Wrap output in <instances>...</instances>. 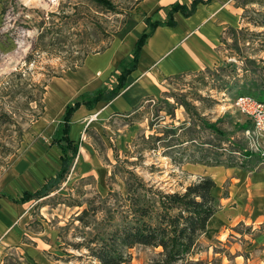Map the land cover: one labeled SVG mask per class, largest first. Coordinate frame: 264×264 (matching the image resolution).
<instances>
[{"label":"rangeland","instance_id":"1","mask_svg":"<svg viewBox=\"0 0 264 264\" xmlns=\"http://www.w3.org/2000/svg\"><path fill=\"white\" fill-rule=\"evenodd\" d=\"M140 1L110 0V7H102L93 0H0V192L17 197L56 172L60 153L51 141L66 100L55 99L61 95V90L56 91L48 112L50 89L56 79L74 71L84 56L108 46L112 39L124 46L119 31L126 22L143 20L135 11ZM240 1L224 2L238 9L230 11L234 25L222 33L215 65L167 78L158 95L147 97L128 115H102L98 108L82 120L83 129L75 141L92 147L99 158L91 171L82 174L73 162L67 176L48 194L22 206L0 197V204L16 213L10 227H21L23 241L18 246L0 243L1 260L5 258L7 264H98L87 255L84 241L120 222L125 177L131 172L153 190L183 192L200 176H209L184 162L188 154L204 160L218 154L222 162L229 156L238 163L251 160L253 165L246 169L261 164L264 152L251 147L245 134L251 124L233 107V99L250 93L264 100V27L248 22L264 16V6L248 3L243 7ZM116 75L112 69L106 82L111 87ZM95 112L98 115L89 120ZM188 134L192 141L186 144ZM245 150L253 153L246 159ZM180 153L182 159L175 157ZM215 205L218 210V199ZM83 209L88 210L83 219L86 225L76 219ZM261 233L264 224L258 222L226 224L218 236L214 231L202 234L195 254L175 264H264ZM34 250L41 253L37 258ZM160 250L134 245L127 249L128 264H156Z\"/></svg>","mask_w":264,"mask_h":264},{"label":"crops","instance_id":"2","mask_svg":"<svg viewBox=\"0 0 264 264\" xmlns=\"http://www.w3.org/2000/svg\"><path fill=\"white\" fill-rule=\"evenodd\" d=\"M191 1L141 0L136 5L135 11L143 16V20L140 19L134 24L126 22L119 31L118 39L125 38L124 46L116 41L117 38L114 41L112 39L104 50L87 55L74 71L68 72L66 77L58 78L54 82L50 89V96L46 98L48 112L52 110L53 98L57 96L55 92L61 90L60 98L57 96L55 99L59 102L66 100L63 102L64 113L66 105L72 102L70 100L75 95L91 94L103 87L111 88V84L106 83L111 70L115 69V73L118 74L117 66L120 61L124 60L128 63L137 39L144 30H148L150 23L166 22L169 17L174 22L173 25L159 24L153 29L140 49L134 69L126 76L127 85L116 96L107 101L100 100L92 108L81 104L73 112L69 136L78 143V151L73 162L74 167L76 166L82 174L91 171L92 167L99 163V158L92 147L85 143L80 144L79 140L75 141L77 133L81 135L80 130L83 129L82 120L87 119L90 112L100 108L102 115H128L147 97L158 95L167 78L181 73L195 72L217 63V47L222 33L229 25H234L230 24V19L235 20L230 11H237L238 8L224 3L225 0H208L198 2L189 15H184L180 10L169 14L173 3L178 2L189 6ZM114 81L116 83V76ZM51 144L60 153V163V149L53 139ZM190 167L209 175L215 182L211 193L218 199L219 209L208 220L206 233L214 231L218 236L224 230V225H234L239 221L264 224V160L255 169L200 163H192ZM55 173L46 180L53 177ZM223 188L227 191L224 196L222 195ZM36 189L24 190L35 191ZM24 190L17 197L0 192V197H6L14 206H22L26 202H15L13 199L18 198ZM225 205L229 207L226 208ZM15 215L16 213L12 212L7 205L0 204V243L5 246H18L20 242L23 244V241H20L21 227L17 225L10 227ZM261 238H264V233L258 235V239ZM34 251L36 253L34 256L37 258V255L41 253L38 250ZM0 264H2L1 259Z\"/></svg>","mask_w":264,"mask_h":264},{"label":"trees","instance_id":"3","mask_svg":"<svg viewBox=\"0 0 264 264\" xmlns=\"http://www.w3.org/2000/svg\"><path fill=\"white\" fill-rule=\"evenodd\" d=\"M93 1L99 6L110 7V0ZM207 1L192 0L189 6L178 2L173 3L169 14L172 11L180 10L184 15H189L198 2ZM248 3H257L264 6V0L240 1V5L243 7ZM248 22L255 26L264 27V16L252 18ZM159 24L173 25L174 22L169 17L166 22L155 21L148 25V30H144L137 39L131 59L126 64H120L119 73L116 75V84L113 87H103L91 94L83 93L78 99L66 105L53 137V142L61 152L58 171L35 191L24 190L18 198L13 199L15 202L24 203L45 196L52 186L58 185L67 176L78 151V143L74 142L69 136L73 112L81 104L92 108L100 100H110L127 85L126 76L134 69L144 41ZM106 47L103 46L95 52L102 51ZM84 58L77 65H80ZM17 74L20 75V73ZM242 94L254 96L250 93H239L237 95ZM256 98L264 101L258 97ZM210 127L214 128V131H218V128L214 125ZM189 136L190 134H188ZM155 139H160V136H155ZM190 141H192V137L183 140L186 144ZM250 154L253 153L245 150L243 156L246 159L251 156ZM175 157L182 159L184 154L180 153ZM183 159L184 162L205 165L225 164L226 167L240 166L245 169L251 168L253 165L251 160L247 162H245L246 160H239L238 163L230 156L225 162H222L218 159V154L213 155L209 160L196 159L190 154ZM214 186L215 182L210 176H200L196 181L188 184L183 192L153 190L138 175L131 172L129 176L125 177L126 194L122 198L123 204L120 206L122 209L118 210L121 217L120 222L112 226L110 230L105 227L91 234L84 241L88 250L87 255L98 264H128L127 249L134 245H145L161 248L156 264H175L179 260L186 259L195 254L199 237L206 232L208 220L217 211L216 198L211 193ZM87 211V209H83L76 216V219L82 221L84 225L87 224L86 221H83ZM114 217L112 215L109 221H112L111 219ZM2 264L7 263L3 261Z\"/></svg>","mask_w":264,"mask_h":264},{"label":"built area","instance_id":"4","mask_svg":"<svg viewBox=\"0 0 264 264\" xmlns=\"http://www.w3.org/2000/svg\"><path fill=\"white\" fill-rule=\"evenodd\" d=\"M233 107L251 122L250 128L245 130L247 138L252 142L251 147L264 152V101L242 94L235 96ZM92 116L89 120H92Z\"/></svg>","mask_w":264,"mask_h":264},{"label":"bare ground","instance_id":"5","mask_svg":"<svg viewBox=\"0 0 264 264\" xmlns=\"http://www.w3.org/2000/svg\"><path fill=\"white\" fill-rule=\"evenodd\" d=\"M98 112H95L91 119H94L97 116Z\"/></svg>","mask_w":264,"mask_h":264}]
</instances>
